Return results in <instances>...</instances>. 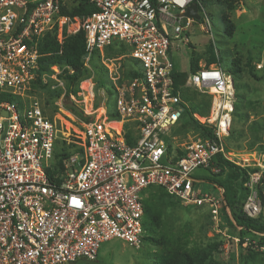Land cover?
<instances>
[{
    "label": "built area",
    "instance_id": "1",
    "mask_svg": "<svg viewBox=\"0 0 264 264\" xmlns=\"http://www.w3.org/2000/svg\"><path fill=\"white\" fill-rule=\"evenodd\" d=\"M65 1L0 0V264L95 261L101 245L112 240L138 248L144 236L143 193L149 187L162 188L184 206L207 205L214 222L223 205L220 189L217 195L200 193L203 181L193 177L217 154L226 158L222 139L228 135L233 87L222 70L203 67L185 81L213 98V116L194 118L213 127L215 140L197 138L175 161L164 140L183 113L180 93L173 89L171 45L187 44L196 23L203 32L210 29L202 3L87 0L95 11L71 19L61 15ZM193 4L199 21L184 16ZM54 30L59 43L65 33L84 32V65L94 52L124 46L139 74L114 84L117 118H108L102 104L75 144L80 151L63 160L50 179L56 130L31 85L37 78V41ZM126 129L132 131L129 142ZM262 173H249L244 184L243 212L252 219L262 216L255 191Z\"/></svg>",
    "mask_w": 264,
    "mask_h": 264
},
{
    "label": "rangeland",
    "instance_id": "2",
    "mask_svg": "<svg viewBox=\"0 0 264 264\" xmlns=\"http://www.w3.org/2000/svg\"><path fill=\"white\" fill-rule=\"evenodd\" d=\"M74 3L75 0H66L63 6L70 7ZM209 4L202 5L208 15L210 29L203 32L201 31L203 25L194 24L187 35V44H182L181 41L172 43L169 58L175 72L187 71L192 56L200 58L198 66L203 68L208 58L206 47L208 45L212 47L217 63L208 67L222 70L231 80L233 87V110L230 114L228 132L230 129L242 128L244 134L242 142L236 136L230 137L228 142L222 139L225 157L244 167H256L264 173V0H209ZM224 14L233 26L231 35L224 31L221 22ZM69 17L72 19L75 16ZM72 23H69V30L74 27ZM68 35L70 34L65 33L63 39ZM84 67L87 73L80 80L77 93L71 95L69 100L84 116L94 120L99 116L101 111L98 109L102 104L105 110L107 104L114 109L113 95H107L105 88L109 85L114 88V84L118 86L127 83L129 79L124 78L125 74L137 70V67L127 53L116 56L107 49L94 53ZM98 68L100 70H97ZM51 72L42 75L40 83H35L36 80L32 83L31 93L40 101L44 114L54 124L57 136L54 144L55 154L63 150L64 154L73 155V148L67 144L80 143L85 122L65 111L63 105L65 86L59 78L62 70L52 67ZM187 88H190L188 97L193 104L201 99L210 101L207 115H200L197 112L194 116L200 118L213 116L211 113L213 98L207 94L202 96L192 87ZM199 137L198 133L193 131L182 133L172 131L168 144L172 151L176 149L184 151ZM61 141L66 145L62 146ZM161 163L166 164L164 161ZM193 177L203 181L198 188L200 193L217 195L218 188L209 182L211 177L204 169L194 171ZM258 185L259 180L255 184L256 194ZM259 202L261 204L260 199ZM262 208L263 215L264 207ZM162 211V221L166 229L178 230L183 225H188L186 228L189 229L188 239L191 245L204 246L212 242L222 244L219 253L213 255L215 262L264 264V250L255 248L253 261L241 257L242 253L246 254L243 250L247 245L240 246L237 239L228 235L226 221L221 212L219 221L214 222L205 204L201 207L180 204L178 209L165 207ZM231 239L233 245L230 244ZM154 251L153 246L143 241L138 248H134L122 241L112 240L101 245L95 261L80 260L76 264H154L151 257Z\"/></svg>",
    "mask_w": 264,
    "mask_h": 264
},
{
    "label": "trees",
    "instance_id": "3",
    "mask_svg": "<svg viewBox=\"0 0 264 264\" xmlns=\"http://www.w3.org/2000/svg\"><path fill=\"white\" fill-rule=\"evenodd\" d=\"M197 1L201 2L205 6L210 5L209 0ZM94 11V7L87 0H75L73 6L68 7L64 5L61 7V15H68L71 17L89 16ZM221 22L224 26L225 33L227 35H231L233 26L225 14L222 16ZM84 46L85 35L83 31L64 37L61 44L58 41L56 30L52 33H47L44 37L40 38L36 44L38 64L35 83L41 82L40 77L42 75L52 73V67H57L62 70L59 78L63 81L65 86L63 97L64 109L72 116L77 117L86 123L90 120V118L84 116L81 110L69 100L71 95H75L77 93L78 84L87 73L82 60L85 54ZM107 50L111 51L112 54L116 56L127 53V49L119 44H114ZM206 50L208 58L206 60L205 67H208L211 64H216L217 62L212 47L208 45ZM199 61V57L192 56L187 71H174L173 73V89L180 93L183 113L182 122L172 131H178L179 133L193 131L198 133V135L204 140H215L213 127L207 125L204 126L194 118V115L197 112H199L200 115L208 114L210 101L208 100V102H206L204 99H201L196 102V104H193L188 97L190 88L185 86V81L189 74H192L200 69L198 66ZM133 63L136 66L135 62ZM95 68H97L96 65ZM97 70H100V68ZM138 74V71L134 70L133 72L126 73L124 78L131 80ZM253 78L255 79L254 76ZM105 89L107 95H113L114 97L115 89L112 86L109 85ZM106 106V114H108V117L111 119L117 118L113 109L110 108V105L107 104ZM241 129L242 128L237 130L230 129L228 135L224 137L225 141L228 142L230 137L236 136V138L238 137L242 142L244 134ZM126 131V139L127 142H129L131 140L130 137L132 135V131L129 129H126ZM168 138L169 137L164 138L167 156H172L173 161L183 157L185 155L184 151H181L180 149H176L175 151L171 150V146L168 144ZM60 143L62 146L66 145L64 141H61ZM67 145L73 148L74 153L80 151L76 150L77 146L75 144ZM70 156L71 155L64 154L63 150L54 155L55 165L52 170H48L50 179H53L56 167L60 168L61 162ZM211 169H215L217 172H212ZM204 170L211 177L209 182L214 184L221 191L223 205L220 212L226 221V231L228 235L231 238L237 239L240 246L247 243L246 248L243 250L246 254L242 253L241 257L246 260L253 261L255 259L254 249L256 248L260 250L261 248H264V214L258 219L249 218L244 214L243 206L248 196V191L244 188V184L248 179L249 173L258 172L260 170L256 167H241L240 164H236L235 162L224 158L221 154H217L210 167H207ZM257 196L261 201L262 207H264V173H262V176L259 179ZM142 202V227L144 230L142 241L155 248V251L151 256L154 264H219L214 261L213 255L219 253V248L222 244L212 242L204 246L191 245L190 240L188 239L189 229L186 228L188 225H183L182 228L178 230L166 229L164 222L162 221V210L165 207L178 209L180 206V202L178 200L169 196L160 187H149L144 191ZM226 213H228V215ZM232 241L233 240L231 239V245H233Z\"/></svg>",
    "mask_w": 264,
    "mask_h": 264
},
{
    "label": "water",
    "instance_id": "4",
    "mask_svg": "<svg viewBox=\"0 0 264 264\" xmlns=\"http://www.w3.org/2000/svg\"><path fill=\"white\" fill-rule=\"evenodd\" d=\"M184 16L186 18H192L195 21H199V15L197 14V6L195 4L188 7L185 11Z\"/></svg>",
    "mask_w": 264,
    "mask_h": 264
},
{
    "label": "bare ground",
    "instance_id": "5",
    "mask_svg": "<svg viewBox=\"0 0 264 264\" xmlns=\"http://www.w3.org/2000/svg\"><path fill=\"white\" fill-rule=\"evenodd\" d=\"M101 113V112H100ZM110 126H112V127H114V128H117L118 126H119V124H114V125H110Z\"/></svg>",
    "mask_w": 264,
    "mask_h": 264
}]
</instances>
